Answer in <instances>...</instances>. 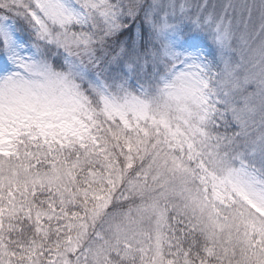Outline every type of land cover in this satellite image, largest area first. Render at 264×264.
Masks as SVG:
<instances>
[{"label": "snow or ice", "instance_id": "snow-or-ice-1", "mask_svg": "<svg viewBox=\"0 0 264 264\" xmlns=\"http://www.w3.org/2000/svg\"><path fill=\"white\" fill-rule=\"evenodd\" d=\"M0 264H264V0H0Z\"/></svg>", "mask_w": 264, "mask_h": 264}]
</instances>
